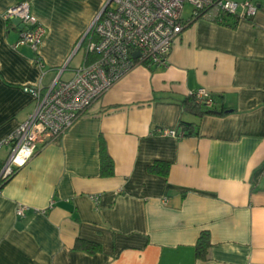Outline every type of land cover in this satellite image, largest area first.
Segmentation results:
<instances>
[{
  "label": "crops",
  "instance_id": "obj_1",
  "mask_svg": "<svg viewBox=\"0 0 264 264\" xmlns=\"http://www.w3.org/2000/svg\"><path fill=\"white\" fill-rule=\"evenodd\" d=\"M23 1L0 0V142L35 111L26 86L70 80L86 62L84 36L108 0H29L47 29L37 51L4 19ZM255 1L253 19L189 22L167 65L137 66L39 147L0 188V264H264V0ZM199 88L227 113L186 110ZM182 122L194 135L159 134L182 131ZM102 140L111 177L101 175ZM158 161L171 164L167 177L149 172ZM206 232L211 245L200 260Z\"/></svg>",
  "mask_w": 264,
  "mask_h": 264
},
{
  "label": "built area",
  "instance_id": "obj_2",
  "mask_svg": "<svg viewBox=\"0 0 264 264\" xmlns=\"http://www.w3.org/2000/svg\"><path fill=\"white\" fill-rule=\"evenodd\" d=\"M187 5L192 11L188 21L183 17ZM258 12L255 0H108L84 36L88 39L87 54L95 56L94 61L85 62L70 80L56 79L49 87L40 80L24 88L37 105L28 119L0 142V151L9 149L6 159L0 161V188L29 163L41 145L60 139L134 68L167 65L175 42L189 22L202 17L220 23L225 16L253 19ZM4 19L22 22L20 45L34 51L41 47L47 29L33 15L29 0L8 8ZM36 62L42 65L40 57ZM190 96L205 109L215 105L214 96L205 88L192 91ZM159 134L177 139L186 135L183 130H161ZM92 199L99 201L97 196ZM26 211L20 206L17 216L24 217Z\"/></svg>",
  "mask_w": 264,
  "mask_h": 264
},
{
  "label": "trees",
  "instance_id": "obj_3",
  "mask_svg": "<svg viewBox=\"0 0 264 264\" xmlns=\"http://www.w3.org/2000/svg\"><path fill=\"white\" fill-rule=\"evenodd\" d=\"M94 59H95V56H93L92 54H88L86 63L89 64L93 62ZM183 105L186 110L191 111L192 113H194L195 115L199 117H204L206 115L223 116L227 113L226 110L217 111V110H214L213 108L205 109L199 104H197L195 99L190 95L183 102ZM181 127L183 128V131L186 133L185 137L194 135V131L192 130L193 125L185 124L182 122ZM100 157H101V175L103 177L113 176L114 175V163H113L112 158L108 154L106 145L103 140L101 141ZM170 167H171L170 163L158 161L149 167V172L167 177L169 175ZM210 245L211 244H210L209 234L207 232L203 233L196 245V256L198 259L204 260L207 258ZM78 248L88 251L91 254L97 252L99 249L98 245L92 242L83 241V240H79Z\"/></svg>",
  "mask_w": 264,
  "mask_h": 264
},
{
  "label": "water",
  "instance_id": "obj_4",
  "mask_svg": "<svg viewBox=\"0 0 264 264\" xmlns=\"http://www.w3.org/2000/svg\"><path fill=\"white\" fill-rule=\"evenodd\" d=\"M15 26L19 27L20 30L23 29V25H22V22L20 20H13L12 22ZM139 54H136V57H138Z\"/></svg>",
  "mask_w": 264,
  "mask_h": 264
},
{
  "label": "rangeland",
  "instance_id": "obj_5",
  "mask_svg": "<svg viewBox=\"0 0 264 264\" xmlns=\"http://www.w3.org/2000/svg\"><path fill=\"white\" fill-rule=\"evenodd\" d=\"M189 8H190V7L187 5V7H186V10H187V9H189ZM186 10H185V12H186ZM186 15H188V14H187V13H185V16H186Z\"/></svg>",
  "mask_w": 264,
  "mask_h": 264
}]
</instances>
